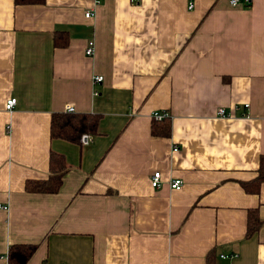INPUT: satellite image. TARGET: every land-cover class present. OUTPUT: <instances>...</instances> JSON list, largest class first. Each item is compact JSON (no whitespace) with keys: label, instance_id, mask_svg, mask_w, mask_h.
Returning <instances> with one entry per match:
<instances>
[{"label":"crops","instance_id":"crops-1","mask_svg":"<svg viewBox=\"0 0 264 264\" xmlns=\"http://www.w3.org/2000/svg\"><path fill=\"white\" fill-rule=\"evenodd\" d=\"M53 112L96 131L51 136ZM51 153L58 189L26 191ZM262 156L264 0H0V264L12 243L25 264H264Z\"/></svg>","mask_w":264,"mask_h":264},{"label":"trees","instance_id":"trees-1","mask_svg":"<svg viewBox=\"0 0 264 264\" xmlns=\"http://www.w3.org/2000/svg\"><path fill=\"white\" fill-rule=\"evenodd\" d=\"M15 1H30V0H15ZM153 119V118H152ZM155 122H162L163 124L158 131L156 126L152 125L151 132L168 134L169 133V118H162ZM98 122V115L87 112L80 113H65L53 112L50 121L51 136L65 138L67 140H79L82 133H94ZM49 169L48 176L39 180H27L24 188L29 192H55L60 183L61 175L64 170L63 161L60 155H49ZM261 180H264V156L260 158L259 168L255 177V184L257 185ZM258 220H254L253 228L256 226ZM250 230V228H248ZM35 244L32 243H12L9 244L6 251V264H25L27 259L33 253Z\"/></svg>","mask_w":264,"mask_h":264},{"label":"built area","instance_id":"built-area-1","mask_svg":"<svg viewBox=\"0 0 264 264\" xmlns=\"http://www.w3.org/2000/svg\"><path fill=\"white\" fill-rule=\"evenodd\" d=\"M99 0H94L95 3H97ZM131 1H137V0H131ZM249 1L250 0H228L229 4L230 5H237L238 3H242V4H249ZM194 4V0H187V8H191ZM92 12L87 10L84 12V16L85 17H89V16H92ZM92 50H93V42L92 40H88L85 47H84V53L87 54V55H90L92 53ZM102 79V75L101 74H95L92 76V81L93 82H99L100 80ZM15 103V97L14 96H10L9 98H7L4 102V108L7 109V110H10L13 105ZM244 106L246 107L247 104L245 103ZM65 111H73V106H70V105H67L65 107ZM216 114L217 115H220V116H228L229 115V112L225 111V109L222 107V106H218L216 108ZM245 115V114H244ZM150 116L151 118L153 119H156V120H160L162 118H169V114L168 112L164 111V110H152L150 112ZM91 139V136L89 133H82L80 135V138H79V141L80 143L82 144H86L90 141ZM160 181H161V174H160V171L159 170H154L151 172L150 176H149V183L151 185V187L153 188H156L159 186L160 184ZM168 185L170 188L172 189H178L181 187L182 185V179L181 178H178V177H173V178H170L168 180ZM0 208L2 209H6L7 208V205H4V204H1L0 203ZM231 255H234V254H230Z\"/></svg>","mask_w":264,"mask_h":264}]
</instances>
